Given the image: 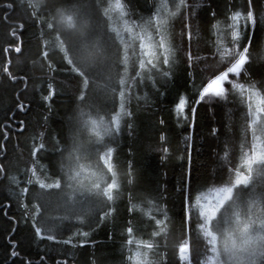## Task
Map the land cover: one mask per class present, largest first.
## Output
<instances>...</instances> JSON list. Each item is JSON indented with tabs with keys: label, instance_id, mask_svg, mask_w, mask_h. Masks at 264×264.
Instances as JSON below:
<instances>
[{
	"label": "trees",
	"instance_id": "trees-1",
	"mask_svg": "<svg viewBox=\"0 0 264 264\" xmlns=\"http://www.w3.org/2000/svg\"><path fill=\"white\" fill-rule=\"evenodd\" d=\"M116 2L117 0H0V143L7 144L6 155L0 156V167L5 169L4 174L0 175V259L5 256L6 248L9 253L11 251L8 245L10 234L21 242L25 250L33 254L34 261L38 260L36 253L48 252L51 247L52 258L48 264H56L57 260H64L65 256V264H130L128 257L130 251H136L135 241H148L151 238L152 229L145 230V226L141 225V231L133 233V243H127L129 237L121 225L126 224L129 219L128 208L131 204L140 203L139 198L129 200L127 175L122 176V198L112 205L111 212L100 205L88 211L83 222L70 217L58 225L57 239H70L71 244H56L55 241L44 240L37 247L34 230L31 229V212L35 211L31 207L34 203L32 193L39 189L27 185L30 175L27 168L34 167L42 180L53 182L57 177L47 179L48 172L44 169L52 158L57 139L62 137L64 151L57 156L56 165L61 187L45 193V214H42L41 220L45 219L46 214L69 215L68 174L77 153L86 154L102 167L99 159L102 145L97 146L92 126L86 121L89 118L98 120L100 115L109 121L119 108L117 99L124 69L120 63L121 49L116 32L120 31L126 39L122 21H127L129 25L133 22L142 24L157 5L168 3V0H119L123 17L118 11L111 9V4ZM193 3L200 4L201 9H208V12L218 13L215 20L209 18L205 29L200 32L199 43L195 40L193 42V53L204 58L209 53L198 49L211 48L212 41L217 39L212 24L220 21L216 31L224 38L227 15L235 10L246 14L248 0H193ZM253 3L258 9L264 0H253ZM5 4H11L12 7H3ZM198 11L202 17L208 16V12ZM174 24L178 45L179 18ZM244 24L243 20L239 22L242 30ZM247 31H253L251 26ZM242 40L248 43L246 36ZM17 47L20 48L19 53L15 51ZM94 47L97 49L96 53L87 52ZM261 48H264V28L257 24L251 50L259 52ZM100 56L107 59L103 65L98 63ZM218 65L219 59L211 67ZM53 67H56L54 73ZM185 69L186 63L177 59L170 72L172 78L166 84L163 81L145 80L139 91L133 90L132 99L125 100L124 109L131 115L120 117L121 131L117 134L115 143L109 144L115 149L113 163L122 174L131 173L139 181L140 187L154 186L158 181L163 187L170 189L155 202L167 207L172 217L168 232L154 241L158 247L151 258L157 264H173L174 261L179 264L175 253L179 243L185 238L180 224L184 197L178 191L182 172H186L191 166L196 169L195 174L201 176L191 193L196 216L192 219L190 239L193 248L192 264H202L205 257L202 243H197V199L207 190L231 183L237 170L247 174L242 166H238L242 165L245 153L251 154L252 148L251 135L245 137L247 93L241 98L237 91L231 89V85L227 86L230 94L226 101L215 105L204 101L197 106L194 130L184 131L185 125L178 123L172 109L180 95H184L191 105L198 94L197 89L190 86ZM133 75L130 63L126 76L129 83ZM207 79V73L198 74L196 83L201 85V81L206 83ZM233 80L245 87L252 82L247 76ZM48 82H54L56 94L46 104L42 101V96L46 95ZM24 89L28 90L27 93ZM81 95L84 97L82 100L75 99ZM261 96L264 97V93ZM21 103L30 104L23 113L18 107ZM161 120L164 121L163 124L160 123ZM21 122L25 125L23 130L20 129ZM213 128L218 129L219 136L213 135ZM193 131L195 134L189 162L186 138ZM161 135H165L166 140H161ZM257 143L264 147V139ZM40 144L44 145L43 149L39 148ZM33 148L37 149L35 157L32 154ZM10 177H15L18 184H13ZM252 182L256 185L255 198L264 204V184L260 183V178L255 173ZM25 187L30 188L27 199L19 196ZM135 195L138 197L139 194ZM164 199H168L170 203L164 205ZM247 199L245 197L241 200V207H247ZM21 202L25 205L24 209L19 207ZM143 207L148 211L147 205ZM252 212L256 216L257 208L254 207ZM102 213L105 214L103 218ZM135 218L146 219L138 212L135 213ZM79 232H85L87 236L80 237ZM28 236H31V240L25 239ZM81 240L86 242L81 245ZM72 244L76 247L72 248ZM262 250L264 243L257 254ZM23 254L20 252V255ZM24 258L27 260L28 257ZM256 264H264V258L256 255Z\"/></svg>",
	"mask_w": 264,
	"mask_h": 264
},
{
	"label": "snow or ice",
	"instance_id": "snow-or-ice-1",
	"mask_svg": "<svg viewBox=\"0 0 264 264\" xmlns=\"http://www.w3.org/2000/svg\"><path fill=\"white\" fill-rule=\"evenodd\" d=\"M3 7L11 8V4H5ZM119 0L115 4H111V9L116 10L123 17L124 13L121 10ZM211 7V3L209 4ZM198 9L208 12V9H201L200 4L193 3V0H168V3H161L157 5L150 17L142 24L132 23L129 25L127 21H122V31L127 34L124 35L116 32L121 49L120 63L124 69V75L120 79V92L118 96L119 108L116 114L111 117L109 121L103 118L96 120L89 118L86 122L90 124L91 130L94 132L97 140V146L102 145L100 151V162L104 169V173L93 175L96 176L95 183L90 186V191L96 195V202L101 204L103 208H108L112 211V205L118 199L122 198L124 186L122 183V176L127 175L130 193L129 200L139 198L140 203L131 204L128 208L129 219L126 224H122L124 231L127 233L129 239L128 244H132L131 239L134 232L141 231V225L151 228L150 239L142 241L137 239L135 241L136 251H130L128 260L131 264H157L151 256L154 254L158 244V238L165 235L169 230V224L172 222V217L169 215V209L160 206L156 201L162 198L164 193H168L170 189L163 187L158 181L154 186L140 187L139 181L134 179L131 173L122 174L119 167L113 163L114 147L109 144H114L117 134L121 131L120 117L122 115H131L130 112H125V100L132 99L133 90L139 91L140 87L144 85V81H163L164 84L172 77L170 76L171 69L176 63L177 59L186 63L187 77L189 84L197 89L195 101L191 105L187 103L186 97L180 95L177 103L174 104L172 113L177 118L178 123L182 122L185 125L184 131L195 128L197 106L202 102L207 101L209 105H215L221 101H226L229 97L231 89L239 93L243 98L247 93V127L245 137L251 135L252 148L251 154L245 153L242 158V165L246 173L239 170L235 173V179L225 186L216 187L214 189L215 196L208 200L207 203L199 205V213L197 223V243L203 245L204 259L202 264H222L218 253V241L221 235L225 243V253L229 254L231 258L237 250V243L242 247H248L253 240H264V204H261L255 198L256 185L252 182L253 173L260 178V183L264 184V147H261L257 142L264 139V98L261 94L264 93V48L259 52H253L252 41L257 24L260 28H264V3L254 7L253 0H248L246 14L240 10L232 11L227 15L225 24V37L221 38L216 31L220 21L212 24L214 35L217 39L212 41L211 48L198 49L201 52H207V57L201 58L192 51L193 42L199 43L200 32L203 31L208 24L209 18L216 19L217 12H208L207 17H202ZM7 17V13H5ZM179 18L180 32L178 35L179 44H176L177 35L174 32V21ZM245 21L244 29L239 26V22ZM251 26L253 31H247ZM114 30V29H113ZM23 31V24H21V32ZM230 36V39L228 37ZM246 36L248 43H244L242 37ZM131 50V51H129ZM19 53L20 48H15ZM44 55H47L44 53ZM219 59V65L215 68L211 64L216 63ZM132 64L134 75L130 79V83L126 79L129 64ZM67 71V69H64ZM56 67H53V73ZM207 73V82L201 81V85H197L196 78L198 74ZM247 76L252 79L247 86L236 83L230 77ZM24 79V77H21ZM16 81V79L14 80ZM18 82V81H17ZM127 89V92H126ZM27 89L24 92L27 93ZM54 82L47 83L46 95L42 96V101L48 103L55 95ZM163 95V93H161ZM84 97H75L77 100H82ZM21 113L27 111L30 104L21 103L18 105ZM190 109V112H189ZM164 123L163 120L160 121ZM24 123H20V129L23 130ZM131 130V129H130ZM214 136H219V131L216 128L212 130ZM194 131L186 140L188 149V159L191 162V149ZM161 140H166L165 135H161ZM62 137L57 139V144L53 148L52 158L49 160L48 167L44 171L48 172L47 179L52 176L57 177L53 182L48 183L42 180L34 167L27 168L30 173L27 180V185L39 191L32 193L31 207L35 211L31 212V229L34 230L35 241L37 247L44 240L55 241L56 244L69 245L70 239H57L58 225L70 218L66 213L58 215L46 214L42 221L41 216L45 214V193L51 189H59L61 187L60 177L56 174L57 156L63 152ZM40 149L44 148L43 144L39 145ZM166 151V150H165ZM7 144L0 143V156L6 155ZM37 149L33 148L32 154L35 157ZM35 163V161H34ZM254 166H256L254 168ZM61 167H63L61 165ZM5 169L0 167V175L4 174ZM196 173V169L189 167L186 172L181 174V187L179 192L183 195V215L180 218L182 235L185 237L179 243L176 249V260L179 264H192V219L196 216V211L191 203V193L194 191L196 185L201 180V176ZM80 172L75 168L70 170L68 174L69 187L72 182L79 184L78 177ZM13 184H18L15 177H10ZM238 186H244L240 188ZM30 192L29 187L23 188L19 196L27 199V194ZM139 194L138 197L135 194ZM247 197V210L243 212L241 209V200ZM69 200L72 196L69 195ZM203 199H207L206 197ZM170 201L164 199V205H168ZM143 205H147L148 211L144 210ZM21 209L25 208L23 202L20 203ZM257 208V215L254 216L252 209ZM140 213L146 219L137 220L135 213ZM159 213V215H156ZM77 214V218L80 215ZM104 213H102V218ZM11 220V217H9ZM222 225V227H220ZM253 228H255V235H253ZM80 237H86L87 233L79 232ZM31 240V236L25 237ZM86 241L81 240V245ZM8 245L11 248L10 253L5 249V256L0 259V264H48L51 260L50 252L53 250L49 247L48 252L36 253L38 260L33 259V254L25 250L21 246V242L15 239L13 235H9ZM76 245L72 244V248ZM19 249V251H18ZM23 252V255H20ZM256 255L264 258V250L258 254H254L250 264H256ZM28 257L25 260L24 257ZM67 256L64 260H57L56 264H65ZM173 264H176L174 261Z\"/></svg>",
	"mask_w": 264,
	"mask_h": 264
},
{
	"label": "rangeland",
	"instance_id": "rangeland-1",
	"mask_svg": "<svg viewBox=\"0 0 264 264\" xmlns=\"http://www.w3.org/2000/svg\"><path fill=\"white\" fill-rule=\"evenodd\" d=\"M97 52V49L92 48L91 50H88L87 52ZM107 61V59L101 58V56L98 58L99 64H104ZM233 79H238L239 77H231ZM264 98V97H262ZM115 115V113L113 114ZM111 115V117L113 116ZM103 118L105 121V117ZM75 168L77 171L80 172V175L78 177L79 184L72 182L73 185L69 187L68 195L72 196V200L67 199V204H69L67 210L70 217H72V220L81 221L83 222L85 215H80L79 218H77V214H84L88 211L90 212L94 208L99 207L101 204H98L96 202V195L93 191H90V186L95 183L96 176L93 175L94 173L102 174L104 173V170H102V167L99 166L98 162L92 159L91 157H87L86 154L77 153L76 160L74 161L72 165V169ZM215 188H212L210 190H207L203 193H201L197 199V207L199 211V205L201 203H207L208 200H211L215 196L214 192ZM94 196L93 198H91ZM207 199H203V198ZM242 212L247 210V207H241ZM84 212V213H83ZM222 227V225L220 226ZM255 228H253V235H255ZM264 243V240H253V242L248 247H242L239 245V242L237 243V250L235 254L230 258L229 254L225 253V243L223 242V236L221 235L220 241H218L217 247H218V253L219 258L222 261V264H250V261L252 260L254 254H257V252L260 250ZM131 264V262H130Z\"/></svg>",
	"mask_w": 264,
	"mask_h": 264
}]
</instances>
